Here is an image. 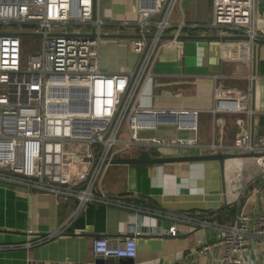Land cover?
<instances>
[{"label":"built area","instance_id":"obj_1","mask_svg":"<svg viewBox=\"0 0 264 264\" xmlns=\"http://www.w3.org/2000/svg\"><path fill=\"white\" fill-rule=\"evenodd\" d=\"M254 1L211 0V19L206 27L216 28L220 35L235 31L245 36L220 48V57L243 62L248 71L243 75L245 88H213L211 112L246 117L241 132L217 143L213 130L209 141L200 142L199 133L204 131L196 126L195 110L176 111L174 120H157V116L166 115L136 106L142 81L161 46V35L171 27L167 41L174 42L182 28L196 25L181 10L182 0H136L134 19L117 23L92 17V0H0V181L61 200L73 198L74 212L86 202L124 207L128 204L98 189L99 180L110 159L141 145L253 153L255 171L248 172L245 179L252 181L258 176L264 184V134H254L255 112L250 106L252 48L254 39H264V30L254 26ZM174 11H178L179 20L172 24ZM21 25L27 28L21 29ZM104 27L115 32L131 28L138 35L130 39V49L138 55L132 70L99 71L98 35L107 32ZM91 28L93 37L80 35ZM18 33L38 35L39 50L24 57ZM84 100L86 109H78ZM166 127L175 133L139 135L141 130ZM163 216L194 224L184 213ZM64 228L61 225L43 236L27 229L23 243L1 244L0 248H29ZM165 232L175 235V226L171 224ZM137 234L93 239L92 251L102 256L132 257ZM260 241L264 243V209L248 214L238 204L231 224L217 238L198 244L193 254L210 257L201 264H245L249 247ZM259 264H264V254Z\"/></svg>","mask_w":264,"mask_h":264},{"label":"crops","instance_id":"obj_2","mask_svg":"<svg viewBox=\"0 0 264 264\" xmlns=\"http://www.w3.org/2000/svg\"><path fill=\"white\" fill-rule=\"evenodd\" d=\"M180 7L188 19L196 22L195 26L182 28L180 35L217 38L174 42L162 38L150 73L142 81L136 106L152 111L195 110L196 126L204 131L202 135L199 133L200 142L209 141L212 130L217 143L229 140L245 127L246 117L242 113L211 112V95L214 87H246L243 77L246 64L219 55L220 48L236 40L222 37L242 35L235 31L220 35L216 28L206 27L211 19V0H182ZM135 10L136 0H95V16L103 21H132ZM174 12L172 24L179 20L178 11ZM253 20L255 27L264 30V0L254 1ZM103 31L136 35L131 28L115 32L104 27ZM171 33L170 27L163 35ZM132 38L100 37L99 71L132 70L138 57L129 46ZM250 72L253 75L250 106L255 112L253 132L264 134V42L253 45ZM162 133L175 131L171 127L139 131L141 136ZM141 149L159 157L206 154L177 146ZM138 150L132 149L124 156L135 155ZM250 171H255L252 157L224 159L221 169L215 160L110 163L98 189L128 205L86 202L75 212L73 198L61 200L50 193L0 181V245L23 243L27 229L43 236L65 225L58 235L29 248H0V264H201L210 257L194 255V248L217 238L231 224L236 205L248 214L264 209V184L258 176L247 181L245 175ZM124 197L140 198L144 204L126 201ZM166 213H184L194 224L174 222L163 216ZM171 224L176 229L173 236L165 232ZM134 232L138 234L132 257L102 256L92 251L93 239L123 237ZM263 254L264 243L254 242L247 251L245 264H259Z\"/></svg>","mask_w":264,"mask_h":264},{"label":"water","instance_id":"obj_3","mask_svg":"<svg viewBox=\"0 0 264 264\" xmlns=\"http://www.w3.org/2000/svg\"><path fill=\"white\" fill-rule=\"evenodd\" d=\"M95 16V0H92V17ZM20 36H38L33 33H18ZM81 36L93 37L94 36V29L91 28L89 33H80ZM138 35H126V34H108V33H100L98 37H136ZM167 37L168 39L171 38V35L164 36L161 35V38ZM177 39H203V38H217L213 36L207 35H178ZM226 39H245V36H226L222 37ZM255 43L264 42V39H254ZM69 92H71L72 88H69ZM86 101L84 100L78 109L85 110L86 109ZM158 114H163L169 117L175 118L177 114L174 111H156ZM253 153H222V152H215V153H206V154H196V155H185V156H170V157H159V156H151L147 149H139L136 151L135 155L132 156H116L110 159L109 163L113 164H154V163H164V162H176V161H190V160H215L218 162L220 169L222 168V162L224 159L227 158H236V157H252ZM126 201H130L135 204H144V201L137 197H124Z\"/></svg>","mask_w":264,"mask_h":264},{"label":"rangeland","instance_id":"obj_4","mask_svg":"<svg viewBox=\"0 0 264 264\" xmlns=\"http://www.w3.org/2000/svg\"><path fill=\"white\" fill-rule=\"evenodd\" d=\"M175 13V12H174ZM173 13V15H174ZM172 15V16H173ZM21 29H26L27 27L25 25L19 26ZM20 46L22 48L23 56L26 57V55L30 53H35L39 50L40 45V37L38 36H21L19 39ZM118 138H120V134L118 135ZM144 146L141 145H135L130 147V150L132 149H141Z\"/></svg>","mask_w":264,"mask_h":264},{"label":"bare ground","instance_id":"obj_5","mask_svg":"<svg viewBox=\"0 0 264 264\" xmlns=\"http://www.w3.org/2000/svg\"><path fill=\"white\" fill-rule=\"evenodd\" d=\"M60 94H61V92H60ZM67 94H69V93H67ZM68 106V105H67Z\"/></svg>","mask_w":264,"mask_h":264}]
</instances>
